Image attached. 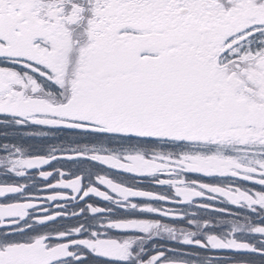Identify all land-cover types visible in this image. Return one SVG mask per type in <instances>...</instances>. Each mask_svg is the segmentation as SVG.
<instances>
[{"label": "snow or ice", "instance_id": "snow-or-ice-1", "mask_svg": "<svg viewBox=\"0 0 264 264\" xmlns=\"http://www.w3.org/2000/svg\"><path fill=\"white\" fill-rule=\"evenodd\" d=\"M0 264H264V0H0Z\"/></svg>", "mask_w": 264, "mask_h": 264}]
</instances>
